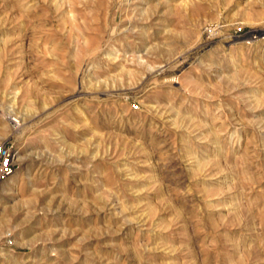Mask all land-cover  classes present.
I'll return each mask as SVG.
<instances>
[{
	"label": "rangeland",
	"instance_id": "obj_1",
	"mask_svg": "<svg viewBox=\"0 0 264 264\" xmlns=\"http://www.w3.org/2000/svg\"><path fill=\"white\" fill-rule=\"evenodd\" d=\"M0 264H264V0H0Z\"/></svg>",
	"mask_w": 264,
	"mask_h": 264
},
{
	"label": "built area",
	"instance_id": "obj_2",
	"mask_svg": "<svg viewBox=\"0 0 264 264\" xmlns=\"http://www.w3.org/2000/svg\"><path fill=\"white\" fill-rule=\"evenodd\" d=\"M15 171V152L12 146L0 144V179H7L11 177Z\"/></svg>",
	"mask_w": 264,
	"mask_h": 264
}]
</instances>
